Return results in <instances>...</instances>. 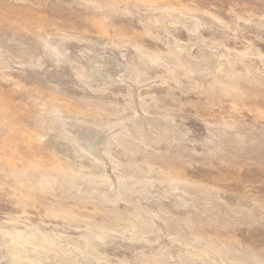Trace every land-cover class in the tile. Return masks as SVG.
<instances>
[{"label": "rangeland", "instance_id": "374dc122", "mask_svg": "<svg viewBox=\"0 0 264 264\" xmlns=\"http://www.w3.org/2000/svg\"><path fill=\"white\" fill-rule=\"evenodd\" d=\"M0 264H264V0H0Z\"/></svg>", "mask_w": 264, "mask_h": 264}]
</instances>
